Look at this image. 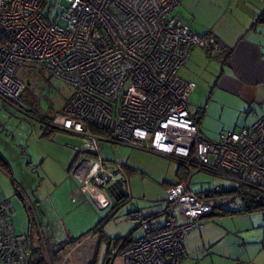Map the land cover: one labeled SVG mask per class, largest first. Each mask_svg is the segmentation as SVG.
Here are the masks:
<instances>
[{
	"label": "built area",
	"instance_id": "built-area-1",
	"mask_svg": "<svg viewBox=\"0 0 264 264\" xmlns=\"http://www.w3.org/2000/svg\"><path fill=\"white\" fill-rule=\"evenodd\" d=\"M177 0H0V101L27 114L24 86L15 77L28 62L65 81L71 96L50 120V128L82 138L76 150L99 152L105 141L166 156L180 165L185 178L166 189L164 208L152 215L132 212L140 235L113 240L111 261L122 264H181L187 232L203 216L226 207L235 197L208 201L190 181L205 172L237 187L264 193V113L239 131L207 139L188 102L196 87L178 74L191 49L216 51L211 37H201L171 16ZM56 13L51 18L50 12ZM62 21L63 24H59ZM91 127L102 130L94 133ZM90 181L127 192L118 163L97 157ZM222 186L213 185L219 194ZM219 202V203H218ZM8 200L0 202V264H34L31 239L17 233ZM89 237L76 240L80 247Z\"/></svg>",
	"mask_w": 264,
	"mask_h": 264
},
{
	"label": "rangeland",
	"instance_id": "rangeland-1",
	"mask_svg": "<svg viewBox=\"0 0 264 264\" xmlns=\"http://www.w3.org/2000/svg\"><path fill=\"white\" fill-rule=\"evenodd\" d=\"M55 15L54 11L50 12L51 18L54 19ZM58 22L63 24L62 21ZM15 77L24 86L20 96V106L22 102L27 106V114L0 101V115L2 116L0 118L5 121L3 125L6 129H12L16 135L14 140L4 138L3 142H0L1 150L4 151L3 153L8 158L11 177L15 186L24 195L23 202L15 194L12 185H10L11 193L7 200L12 203L15 210L12 215L15 231L27 235L30 233L32 245L41 249L48 264H87L92 259L97 248L96 246L94 247L95 241L92 240L98 241L97 236L92 237L91 242L86 239L80 244L79 248L71 249L74 242L71 244L61 242L67 239L64 231L67 228L74 237L79 236L81 233H98L100 227H102L103 233L108 235L109 239L126 237L128 234H130L128 236L131 239L139 237L140 230L137 227V220L132 219L130 212L127 213L130 208H124V206L120 208L119 206L112 210L113 205L109 204V201H113L114 198L109 190L110 185L103 187L90 181V177L93 175L89 176L85 172L91 160L89 155H80L79 160L73 163L84 171L80 180V184L83 186L81 190L84 195L82 196L83 199L78 197L75 202H71L67 193L68 187L64 188L62 186L61 189L66 190V194L62 192L58 196L60 200L59 206H50V204L48 206V199L42 201V208L34 203L32 190L37 189V183L41 184L39 189L41 193L44 185H49L48 182L51 180L52 175L61 177L60 180L62 181L66 173L65 168L60 173V164L65 163L67 167L75 157L74 145L81 146L83 142L80 136H74L62 130H55L50 136H41L45 128L50 129L49 126L41 121V118L45 117L44 120H50L52 116L61 111L66 100L71 96L72 88L68 83L44 71L38 64L28 62L18 68ZM203 80L194 81L196 87L189 95L188 107L193 115H199L196 112L197 105L205 108L203 117H205V121L211 131L208 136L211 139H215L223 123L231 122L236 114L232 111L228 112V109H225L224 113L221 114L213 103L210 104L209 110L206 109L208 97L214 87V79L210 80V82ZM5 113L9 117H6ZM243 125V122H240L235 128H232L239 130ZM19 133L22 134L19 135ZM0 135H5V131L1 129ZM6 142L13 143L12 149L7 148ZM99 151L102 157H107L113 162L127 163V165L135 168L133 170L129 169V172L127 170L128 190L131 195L128 191L126 193L130 195L129 202H132L131 205L138 203L142 206H153L158 202L163 203V201H160L162 199L165 200L166 189L169 186V184L163 183V180L168 182L177 181V176L175 175L177 163L168 157L105 141L99 142ZM30 156L32 157L31 162ZM213 185H220L224 188L235 186L232 181L205 172H197L191 178L190 186L195 192L206 190ZM53 197L55 196L53 195ZM53 197L52 199H54ZM132 198L135 201H132ZM218 199L219 197H215L211 201L216 202ZM236 202L240 205L238 198H236ZM104 203L105 205H103ZM25 206L30 210L33 224L35 222L40 224L39 231L37 224L30 228ZM100 206H109V208L107 211L101 210L99 213L97 210ZM40 209L45 212L46 217L44 216V219L41 216ZM97 216L100 219L103 218L98 220ZM98 225L99 227H97ZM96 233L94 234L97 235ZM105 240L107 239H103L98 243L99 247L94 264H104ZM198 247L187 256L191 258L192 264H203L205 262V256L207 255L204 252H207V249ZM212 247L213 249L219 248L216 244ZM121 262V257L116 256L113 264H121Z\"/></svg>",
	"mask_w": 264,
	"mask_h": 264
},
{
	"label": "crops",
	"instance_id": "crops-1",
	"mask_svg": "<svg viewBox=\"0 0 264 264\" xmlns=\"http://www.w3.org/2000/svg\"><path fill=\"white\" fill-rule=\"evenodd\" d=\"M177 2L171 16L186 24L196 35L211 37L214 40V47L216 48V51H211L212 54H210L204 48L194 46L190 51L188 60L178 69V74L182 78L192 81H202L205 79L210 82V80L214 79V89L212 88L210 92L211 95L208 97L206 109L209 110L210 104L213 103L221 114L224 113L225 109H228V112L232 111L236 114L231 122L223 123L215 139H211L208 136L211 131L208 128L205 117H203L205 115V108L197 105L196 112L199 115H192L198 123L201 132L207 139L217 140L221 132L227 130L239 131L241 128L254 123L264 113V20H258V17L264 14V0H177ZM228 53L227 59L223 62V58ZM12 110L14 111V109ZM202 110L203 112H201ZM6 117L9 116L6 114ZM1 118L0 132L2 129L5 131V135H0V142L2 143L4 138L14 140L16 136L14 131L10 128L6 129L3 125L5 121ZM240 122H243L244 125L239 130L233 129ZM55 130L60 129L45 128L41 136H50ZM64 132L80 136L68 131ZM21 134L19 133V135ZM5 145L8 149H12L13 143L6 142ZM76 147H80V145H74L75 157L71 163L67 167L65 163L60 164V173H62L63 168H65L66 173L62 181L60 180L61 177L52 175L51 180L48 182L49 185L46 186L45 184L44 188L41 189V193L39 192L41 188L40 183H37V189L32 190L34 203L40 206V208H42L41 203L44 199H48V206L49 204L50 206H59L60 200L58 196L62 192L66 194V190L61 189L62 186L64 188L68 187L67 193L70 196L71 202H75L78 197L83 199L82 196L84 195L81 191L83 186L80 184V180L84 171L73 163L79 160L80 155H89L91 160L85 172L90 176L96 170L97 157L102 156L100 155V151L98 153L82 152L76 150ZM1 148L0 145V155L5 160L6 165L0 168V202L7 200L9 197L11 193L10 185H12L14 192L17 187L11 177L8 158ZM29 158L31 162L32 157L30 156ZM102 158L105 162H113L107 157ZM118 164L122 167L127 180L129 169L133 170L135 168L127 165V163ZM183 171L184 169H179L178 164H176L175 175L177 176V181L168 182L163 180V183H167L170 186L184 179L185 175ZM59 180L60 182L56 184ZM112 187L115 188L114 186H109V190L114 200H110L109 204L114 206L117 198L112 192ZM126 188L129 193L127 181ZM128 193H126L128 198L124 203L119 205L120 208L122 206L124 208L129 207L130 209H128L127 213L140 212L147 216L156 214L164 208V199L160 201H163L164 204L158 202L153 206H142L138 203L131 205L132 202H129L131 194L129 193V195ZM228 197L223 195L219 200L222 201ZM133 198L132 201H135L136 198ZM109 199L111 198L109 197ZM108 208L109 206H100L97 211H107ZM54 209L57 210L56 207ZM40 213L44 219L45 212L40 209ZM96 218L101 220L103 217L100 219L97 216ZM31 220V228L37 224L39 231L40 224L37 222L33 224L32 217ZM64 231L67 236L66 240H71L72 242V239L75 238V241L78 237L80 239L89 237L91 241L92 237L97 236L98 241L92 240L95 241L94 247L96 246L97 248L89 262H95L99 247L98 243L103 239H107L105 240L106 252L104 264H113L114 259L112 261L109 259V250L113 247V240L121 237L109 239L108 235L103 233L102 227L99 228L98 233H81L77 237H74L68 228ZM128 235L130 236V234ZM128 235L126 236L129 238L126 240L127 242L133 240ZM214 244L218 245L219 248L213 249L212 246ZM198 246L207 249V252H204L207 256H205L203 264H264V208L255 209L250 212L229 213L217 210L203 216L200 226L189 230L183 240L184 253L181 264H192L191 258L187 256L199 248Z\"/></svg>",
	"mask_w": 264,
	"mask_h": 264
},
{
	"label": "trees",
	"instance_id": "trees-1",
	"mask_svg": "<svg viewBox=\"0 0 264 264\" xmlns=\"http://www.w3.org/2000/svg\"><path fill=\"white\" fill-rule=\"evenodd\" d=\"M263 17H264V14H261L258 17V20L263 21L264 20ZM201 37H204V36H201ZM206 52L212 54L210 50H206ZM228 55H229V53L227 55H225V57L222 60L223 62H225V60L227 59ZM201 112H203V110ZM44 118H41V120H44ZM44 121H46V120H44ZM91 130L94 133H97V134H103L104 133L102 130H100V129L96 128V127H91ZM4 165H6V162L2 158V156L0 155V168H3ZM178 166H179V169H182V167L180 165H178ZM184 175H185V172H184ZM111 189H112L113 194L117 198V201H116V203L114 204V206L112 208L114 210V209L118 208L119 205L124 203L125 200L128 198V196L126 195L125 191L123 192V191H120V190L115 189L113 187ZM222 189L223 190L219 194L212 193L210 191V188H208L206 190H203V191H198L197 193L200 194L202 197H205L208 201H211V199L213 200L215 197H219L220 198L223 195L238 198L239 202H240V205H239L240 207L237 206V209H233V211H231L232 209H229V208H222V212H225V213H229V212H250V211L255 210V209L264 208V193H262V192H259V191H256V190H252V189H247V188H244V187H237V186H234V187H231V188L222 187ZM15 193L24 202V195H23V193L21 192V190L19 188H17V187L15 188ZM25 209H26L28 217H29L30 228H31L32 220H31V217H30V214H29V209L26 206H25ZM74 239H72L73 242H75L76 240L80 239V237L76 238L75 241H74ZM116 239L117 240H119V239L127 240L129 238L128 237H121V238H116ZM73 242L71 240L63 241V243H65V244H71ZM31 261L34 264H48L46 259H45V257H44V255H43V252L41 251V249L40 248H35L32 245V243H31ZM87 264H94V261H90Z\"/></svg>",
	"mask_w": 264,
	"mask_h": 264
},
{
	"label": "flooded vegetation",
	"instance_id": "flooded-vegetation-1",
	"mask_svg": "<svg viewBox=\"0 0 264 264\" xmlns=\"http://www.w3.org/2000/svg\"><path fill=\"white\" fill-rule=\"evenodd\" d=\"M84 260L86 261V258L84 257ZM89 262V261H88Z\"/></svg>",
	"mask_w": 264,
	"mask_h": 264
}]
</instances>
